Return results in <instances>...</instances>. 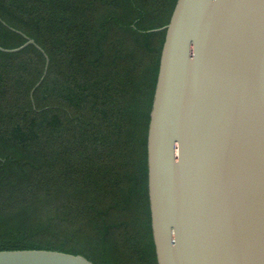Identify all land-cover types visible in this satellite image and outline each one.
Instances as JSON below:
<instances>
[{
    "label": "trees",
    "instance_id": "obj_1",
    "mask_svg": "<svg viewBox=\"0 0 264 264\" xmlns=\"http://www.w3.org/2000/svg\"><path fill=\"white\" fill-rule=\"evenodd\" d=\"M178 0H0V250L158 264L148 128Z\"/></svg>",
    "mask_w": 264,
    "mask_h": 264
},
{
    "label": "water",
    "instance_id": "obj_2",
    "mask_svg": "<svg viewBox=\"0 0 264 264\" xmlns=\"http://www.w3.org/2000/svg\"><path fill=\"white\" fill-rule=\"evenodd\" d=\"M148 128L158 264H264V0H178ZM29 44L41 48L34 39ZM0 264H93L52 249Z\"/></svg>",
    "mask_w": 264,
    "mask_h": 264
}]
</instances>
